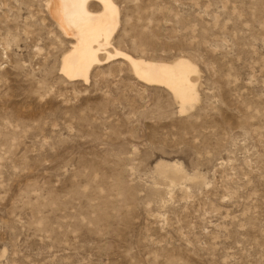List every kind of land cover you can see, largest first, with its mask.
<instances>
[{"label": "rangeland", "instance_id": "374dc122", "mask_svg": "<svg viewBox=\"0 0 264 264\" xmlns=\"http://www.w3.org/2000/svg\"><path fill=\"white\" fill-rule=\"evenodd\" d=\"M116 2L113 45L191 59L199 100L67 79L46 0H0V264H264V0Z\"/></svg>", "mask_w": 264, "mask_h": 264}, {"label": "bare ground", "instance_id": "6f19581e", "mask_svg": "<svg viewBox=\"0 0 264 264\" xmlns=\"http://www.w3.org/2000/svg\"><path fill=\"white\" fill-rule=\"evenodd\" d=\"M46 8L63 34L72 39L60 65V72L67 79L88 82L96 66L121 59L138 80L170 90L182 112L199 100L200 69L191 59H150L113 45L121 22L116 0H46Z\"/></svg>", "mask_w": 264, "mask_h": 264}]
</instances>
